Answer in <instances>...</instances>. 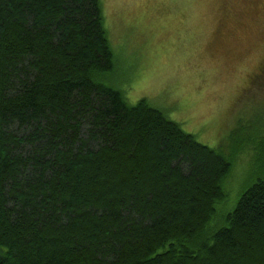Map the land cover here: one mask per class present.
<instances>
[{"label":"trees","instance_id":"1","mask_svg":"<svg viewBox=\"0 0 264 264\" xmlns=\"http://www.w3.org/2000/svg\"><path fill=\"white\" fill-rule=\"evenodd\" d=\"M114 71L101 0H0V264H264V133H231L254 177L209 231L230 161Z\"/></svg>","mask_w":264,"mask_h":264},{"label":"rangeland","instance_id":"2","mask_svg":"<svg viewBox=\"0 0 264 264\" xmlns=\"http://www.w3.org/2000/svg\"><path fill=\"white\" fill-rule=\"evenodd\" d=\"M101 2L115 56L106 83L131 105L147 100L232 165L213 232L254 177L250 154L232 158L231 133H264V82L254 83L264 70V0Z\"/></svg>","mask_w":264,"mask_h":264},{"label":"flooded vegetation","instance_id":"3","mask_svg":"<svg viewBox=\"0 0 264 264\" xmlns=\"http://www.w3.org/2000/svg\"><path fill=\"white\" fill-rule=\"evenodd\" d=\"M224 1V0H223ZM227 3H228V1H227ZM239 4V3H238Z\"/></svg>","mask_w":264,"mask_h":264}]
</instances>
